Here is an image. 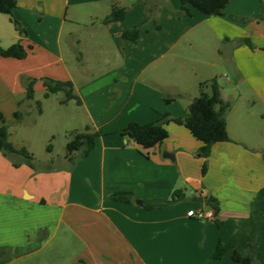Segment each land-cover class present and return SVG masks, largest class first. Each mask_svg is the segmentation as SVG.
I'll list each match as a JSON object with an SVG mask.
<instances>
[{
	"label": "crops",
	"instance_id": "0c3cea01",
	"mask_svg": "<svg viewBox=\"0 0 264 264\" xmlns=\"http://www.w3.org/2000/svg\"><path fill=\"white\" fill-rule=\"evenodd\" d=\"M16 2L13 17L27 34L15 31L12 41H20L28 54L0 56V100L6 109L0 113L43 116L40 92L45 101L56 96L59 116L75 100L62 104L63 92L45 98L44 80L70 81L82 103L66 130L90 126L102 135L74 164L64 156L58 165L48 159L32 169L0 158V248L11 251L4 264H44L38 255L56 238L57 255L70 243L77 247L68 264H239L231 248L221 259L214 254L219 241L228 242L244 227L264 187V0H229L222 16L194 9L182 17L174 13L181 0ZM113 7L126 8L125 18L103 23ZM158 7L169 8L166 20L157 17ZM149 12L160 28L146 21ZM135 26H140L139 39L124 40L123 33ZM212 39L225 45L218 50L220 63L235 86H246L252 96L229 99L217 79L222 98L231 104L229 140L215 143L202 158L203 143L174 122L166 126L168 138L150 149L124 137L121 131L131 122H154L167 112L186 116L202 81L196 80L195 90L184 84L183 72L198 68H186L183 57L187 46ZM170 74L173 78L164 80ZM29 79L36 80L34 100L41 102V113L33 109L34 100H25ZM166 97L174 100L168 103ZM176 190L186 197L169 202ZM118 192L131 193L132 201L114 200ZM210 196L219 201L214 220L187 216L191 209L212 208L206 204ZM260 204L258 251L264 256V198ZM238 243L251 255L247 232L239 234ZM252 257L251 264H263Z\"/></svg>",
	"mask_w": 264,
	"mask_h": 264
},
{
	"label": "trees",
	"instance_id": "16d2710c",
	"mask_svg": "<svg viewBox=\"0 0 264 264\" xmlns=\"http://www.w3.org/2000/svg\"><path fill=\"white\" fill-rule=\"evenodd\" d=\"M229 0H181V7L176 11L177 17L190 16L192 11L198 10L206 16H222ZM16 0H0V13L10 16L15 25L16 31L24 36L27 34L21 23L13 17V9L16 7ZM127 13L126 8L113 7L111 13L103 19V23L121 21ZM154 20L157 28L160 24L153 18L152 12L148 13L146 21ZM246 20L245 18H241ZM140 37V26H135L123 33V39L136 42ZM251 48H254L250 40H244ZM28 54L27 49L20 41L4 48L0 46V56L4 58L24 59ZM35 79H29L26 87L25 100H34L35 98ZM46 92L45 98L59 92L64 93L62 104L68 103L70 100H75L77 104H81V98L74 92V87L70 81H56L52 79L44 80ZM174 100L173 97H166L165 101L170 103ZM38 112H42V105L37 101ZM231 107L230 102L224 101L221 95L220 85L217 79L199 83V95L193 99L188 107L187 114L184 118L173 117L170 113H163L160 118L149 123H129L122 131L124 137L132 139L136 144L144 149H150L158 144H161L168 138L167 125L174 122L185 126L195 138L203 143L200 149V155L207 158L211 154V147L215 143L229 140L226 114ZM24 114L20 111L15 112L14 118L16 121H21ZM0 152L5 155H20L23 157V162L35 169V159L32 153L27 148H17L10 141V133L4 116L0 113ZM102 135V131H95L90 126H87L83 131H75L72 134V139L67 143L66 157L73 164L76 161L86 158L93 150L96 144V139ZM47 150L52 151V145H48ZM264 156V151H263ZM14 166H19V163L14 162ZM203 174L207 171V165H203ZM185 193L182 190H176L172 194L169 202H177L185 198ZM114 200L125 202L132 201L133 195L129 192H118L112 195ZM264 198V187L256 194L251 204V212L244 224V227L238 231L235 236L228 242L219 241L214 254L215 259H221L228 249H233V259L239 264H251L252 255H256L264 264V256L258 251V242L260 229L262 224V209L261 200ZM206 204L216 212L219 211V201L210 196L206 199ZM149 207H158L160 204H151ZM247 232L249 236L248 250L251 255H245V252L240 248L238 236L241 232ZM11 251L9 249L0 248V264H4L7 260L3 259ZM18 250L16 251V254Z\"/></svg>",
	"mask_w": 264,
	"mask_h": 264
},
{
	"label": "rangeland",
	"instance_id": "374dc122",
	"mask_svg": "<svg viewBox=\"0 0 264 264\" xmlns=\"http://www.w3.org/2000/svg\"><path fill=\"white\" fill-rule=\"evenodd\" d=\"M168 11L169 8L158 7L157 17L159 19L166 20L164 19V16L165 14L169 13ZM174 13L176 15V12ZM15 31L16 28L10 16L0 13V42H2L0 43V46L4 48L11 46L13 44L12 40H14L12 34ZM198 47L195 45L192 47L187 46L188 49L186 55L183 57L186 68H198L196 72L190 70L183 72L185 81L184 84L188 83L190 86L189 89L195 90L194 88L196 87V80L204 82L210 79H218V81L224 86L225 96L229 99L237 100L240 98L241 94L243 95V98L249 97L252 99L250 90L244 85L236 87L233 75L225 68L222 63H220L218 50L225 49V45L220 44L216 39H212L208 43H206V41L202 42ZM211 60L217 61L215 65L209 64ZM90 74L96 77V75L99 73L92 72ZM173 76L174 74H170L164 80H169L173 78ZM1 91L2 90L0 89V93ZM54 97L56 96H53L49 101H45L42 97V93L38 92L36 98L44 102L46 109V113L43 116L39 117L37 114L24 115L21 121H16L13 113H7L6 116L3 115L6 124L8 125L10 141L17 148H29L28 151L33 154L37 168L43 167L41 163L45 165L46 163L44 162L48 159L52 161L54 160V165H58V159L67 155V143L72 139V134L75 132L68 129L66 130V126L67 123H70L71 125L77 115L76 101L72 102L69 107H63L59 116H56L55 113H57V111L55 109L57 102L56 98ZM32 105L33 109L38 110L36 100L33 101ZM1 108L6 110L0 100V110ZM50 132H54L55 137H53L51 135L52 133ZM48 145L55 146V149L52 153L47 150ZM1 157H5L11 162L23 161V157L20 155H5L3 152H0V158ZM57 241L58 238L52 240L38 255V258H42V261L46 262L44 264H68L75 256L77 247L71 243L63 249V252L60 253V255L55 254L54 246L57 244ZM47 255L49 258L44 257Z\"/></svg>",
	"mask_w": 264,
	"mask_h": 264
},
{
	"label": "built area",
	"instance_id": "2783aa9c",
	"mask_svg": "<svg viewBox=\"0 0 264 264\" xmlns=\"http://www.w3.org/2000/svg\"><path fill=\"white\" fill-rule=\"evenodd\" d=\"M187 216L198 220H214L216 217V212L213 208L191 209L187 212Z\"/></svg>",
	"mask_w": 264,
	"mask_h": 264
},
{
	"label": "water",
	"instance_id": "95a60500",
	"mask_svg": "<svg viewBox=\"0 0 264 264\" xmlns=\"http://www.w3.org/2000/svg\"><path fill=\"white\" fill-rule=\"evenodd\" d=\"M198 201L202 202V201H203V199H202V198H200V199H198Z\"/></svg>",
	"mask_w": 264,
	"mask_h": 264
}]
</instances>
